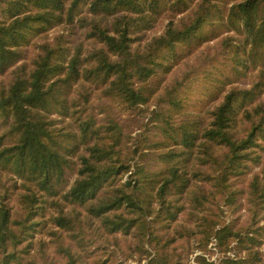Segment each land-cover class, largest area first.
I'll return each mask as SVG.
<instances>
[{"label":"trees","instance_id":"16d2710c","mask_svg":"<svg viewBox=\"0 0 264 264\" xmlns=\"http://www.w3.org/2000/svg\"><path fill=\"white\" fill-rule=\"evenodd\" d=\"M0 75V264H264V0H0Z\"/></svg>","mask_w":264,"mask_h":264},{"label":"rangeland","instance_id":"374dc122","mask_svg":"<svg viewBox=\"0 0 264 264\" xmlns=\"http://www.w3.org/2000/svg\"><path fill=\"white\" fill-rule=\"evenodd\" d=\"M163 26L164 25L161 24L160 26L157 27V29L150 31L149 36L159 34L161 30L163 29ZM66 40L74 41L77 44L82 43L85 49L90 48L92 46L91 41L85 39L83 30L78 29V28L70 29L67 27L60 26V27H57L51 30L46 35L40 37L37 40L38 43L31 46L28 49L27 58L31 59V57H34L38 52H40L41 51L40 44L42 43H55L57 41L65 42ZM216 44L217 42H213L211 43V46L216 47ZM28 62H30V60H28ZM3 78L4 76L0 75V80ZM95 105L98 108L99 106H108L109 110H111L110 112L122 123L125 132L127 133L131 132L135 136H137V134H142L143 132L142 125L144 121L140 117H138V115L130 114V113H120L119 114L118 111L113 106V104L108 99H105V98L97 97L95 101ZM97 111H105V110H98V109L94 110L95 113H97ZM103 115H105V113L98 114V117H103ZM150 133H152L150 134L152 137L156 135V134H153V131H150ZM151 159H153L152 154L143 155V157H141V160H144V161H149ZM71 180H73V178H71ZM246 214H247L246 211L242 210L241 212L237 214H234V213L232 215L227 214V219L238 220V224L241 225L247 219ZM261 224L262 225L264 224V220L261 222ZM37 236H40V234H38ZM43 238L49 239L47 236H44ZM213 245H214L213 243L209 245L208 251H202L194 245L192 250H189L188 253H186V255L184 256V259L186 260V264H198L196 257L202 254L205 255L209 259H213V260L216 259L219 261L222 255L218 250L214 249L215 247ZM262 250H264V242L262 245ZM130 263L134 264V262H130ZM142 264H146V261H143Z\"/></svg>","mask_w":264,"mask_h":264}]
</instances>
